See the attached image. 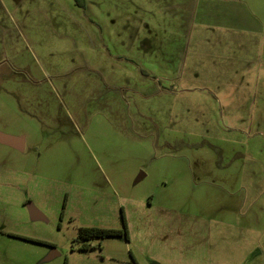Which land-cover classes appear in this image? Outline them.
I'll return each instance as SVG.
<instances>
[{"label":"rangeland","instance_id":"1","mask_svg":"<svg viewBox=\"0 0 264 264\" xmlns=\"http://www.w3.org/2000/svg\"><path fill=\"white\" fill-rule=\"evenodd\" d=\"M0 132V264H264V0H0Z\"/></svg>","mask_w":264,"mask_h":264},{"label":"trees","instance_id":"2","mask_svg":"<svg viewBox=\"0 0 264 264\" xmlns=\"http://www.w3.org/2000/svg\"><path fill=\"white\" fill-rule=\"evenodd\" d=\"M129 232L125 226V229H118V228H104L101 226H91V227H80V232L78 233V237L75 240V243L77 242L75 248H78L83 251H89L91 248H93V245L90 244L89 240L92 238H100L105 239L110 236H128ZM22 237V236H20ZM25 239H29L34 242H40V243H48V241L40 240V239H31V237H23ZM129 238V237H127ZM82 242V243H79Z\"/></svg>","mask_w":264,"mask_h":264},{"label":"water","instance_id":"3","mask_svg":"<svg viewBox=\"0 0 264 264\" xmlns=\"http://www.w3.org/2000/svg\"><path fill=\"white\" fill-rule=\"evenodd\" d=\"M0 142L7 144V145H11V146H13L19 150L24 149L22 146V144H24V137H16L15 135H9V134H5V133L0 132ZM29 210L31 212V217L33 219L43 218V216L41 215V212H39L38 209L33 207L32 204L29 205ZM53 256H55V253H52L49 257L47 256L46 259L49 260V259L53 258Z\"/></svg>","mask_w":264,"mask_h":264},{"label":"crops","instance_id":"4","mask_svg":"<svg viewBox=\"0 0 264 264\" xmlns=\"http://www.w3.org/2000/svg\"><path fill=\"white\" fill-rule=\"evenodd\" d=\"M9 135H14V134H9ZM16 136V135H15ZM16 137H22V136H16ZM25 138H24V144H22V146H23V148L25 147ZM11 146V145H10ZM11 147H13V146H11ZM13 148H15V147H13ZM16 150H19V149H16ZM24 150V149H23ZM20 151H22V150H20ZM52 253H55V255H57L58 253L56 252V249H54V250H52ZM112 260L114 259V258H111Z\"/></svg>","mask_w":264,"mask_h":264}]
</instances>
